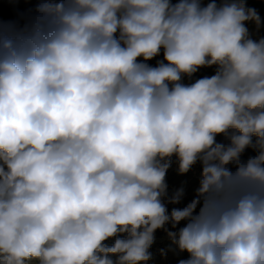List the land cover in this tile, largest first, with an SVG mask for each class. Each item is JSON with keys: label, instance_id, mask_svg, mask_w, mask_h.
I'll list each match as a JSON object with an SVG mask.
<instances>
[{"label": "clouds", "instance_id": "9594fccd", "mask_svg": "<svg viewBox=\"0 0 264 264\" xmlns=\"http://www.w3.org/2000/svg\"><path fill=\"white\" fill-rule=\"evenodd\" d=\"M5 2L0 264H148L157 231L170 241L162 258L186 254L176 264H264V35L248 27L264 29L258 10ZM173 159L178 176L200 167L186 203L185 184L167 181Z\"/></svg>", "mask_w": 264, "mask_h": 264}, {"label": "rangeland", "instance_id": "374dc122", "mask_svg": "<svg viewBox=\"0 0 264 264\" xmlns=\"http://www.w3.org/2000/svg\"><path fill=\"white\" fill-rule=\"evenodd\" d=\"M261 1L264 4V0ZM30 6L31 5L20 4L19 8L23 10L24 8ZM13 17L14 12L12 5L6 3L5 0H0V18L11 19ZM262 17L264 18V14ZM176 167L177 165H173L169 170L167 175V181L170 190L179 187L182 183L185 184L187 192V197L185 200L186 203L187 200H190L192 198L193 191L198 185L200 172L194 167L193 170L187 176H178L176 174ZM169 244L170 241L168 240L166 234L161 236L155 234V243L150 249V251L153 253V259L149 261L148 264H176L177 259L183 258V256L176 257L171 252L168 253L166 259L162 258L160 255V249H167Z\"/></svg>", "mask_w": 264, "mask_h": 264}, {"label": "trees", "instance_id": "16d2710c", "mask_svg": "<svg viewBox=\"0 0 264 264\" xmlns=\"http://www.w3.org/2000/svg\"><path fill=\"white\" fill-rule=\"evenodd\" d=\"M248 6L249 7H254L258 10L259 14L261 15V17L263 16L264 14V4L262 3L261 0H248ZM263 18V17H262ZM213 74L212 73V70H203L201 71L200 73H198V76H204V75H211ZM253 153H251L250 151L248 153L245 154V159L247 158L248 155H252ZM173 165H176V161L175 159H173V163H172V166ZM195 168L200 172V167L199 165L195 166ZM156 235L158 236H161V235H165L164 232L162 231H157L156 232ZM183 258H187L186 257V254L183 256Z\"/></svg>", "mask_w": 264, "mask_h": 264}, {"label": "crops", "instance_id": "0c3cea01", "mask_svg": "<svg viewBox=\"0 0 264 264\" xmlns=\"http://www.w3.org/2000/svg\"><path fill=\"white\" fill-rule=\"evenodd\" d=\"M250 32L253 34V38H257L264 34V29H262L259 33L256 32L255 26L253 24L248 25Z\"/></svg>", "mask_w": 264, "mask_h": 264}]
</instances>
